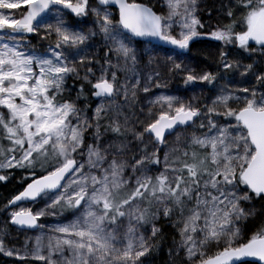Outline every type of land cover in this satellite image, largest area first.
I'll use <instances>...</instances> for the list:
<instances>
[{"label":"snow or ice","instance_id":"1","mask_svg":"<svg viewBox=\"0 0 264 264\" xmlns=\"http://www.w3.org/2000/svg\"><path fill=\"white\" fill-rule=\"evenodd\" d=\"M96 3L100 7L90 6L89 0H0V172H47L8 202L6 207L16 206L9 221L37 229L43 228L38 223L42 217L57 210L74 217L53 226L50 235L36 236L30 249L26 241L23 252L6 248L0 238V253L22 264H147L151 241L162 236L158 222L167 220L178 230L188 264H247L249 258L264 264V225L239 242L241 224L253 214L241 205L254 198L264 201V90L244 87L237 90L244 95L221 94L203 110L191 100L160 95L151 102L157 112L150 108L149 122L137 121L143 126L136 131L129 125L134 113L126 114V108L135 101L141 80L145 93L152 83L161 85L159 71L143 76V57L133 41L156 39L189 50L204 28L197 0H165L167 15L134 0ZM116 5L119 18L114 23L108 9ZM239 7L245 11V31L235 32L226 24L207 37L225 45L238 42L249 52L254 42L264 51V0H239ZM21 8L17 17L13 10ZM64 10L79 18L75 25L65 19ZM90 14L94 29L85 27ZM227 15L233 16L231 9ZM32 35L54 39L37 51L27 39ZM97 37L103 55L96 52ZM220 55L223 70L242 67L240 75L252 74L264 89V69L253 72V65ZM97 65L99 76L93 72ZM174 70L187 72L186 86L216 81L213 73L197 75L181 63H173L169 71ZM73 79L85 81L100 100L91 117L76 102L84 96L83 84L76 100L65 95ZM237 103L242 106H232ZM194 126L207 131L192 134L185 149L173 150L180 155L170 158L165 152L161 158L160 146H167L173 130ZM101 128L127 142L102 143ZM90 129L91 143L86 137ZM132 141L138 142L139 152L129 168L118 157L130 151ZM7 179L0 174V181ZM27 201H43L44 207L33 211L21 206ZM144 226L148 237L138 231ZM221 243L219 251L206 254L210 244Z\"/></svg>","mask_w":264,"mask_h":264},{"label":"rangeland","instance_id":"2","mask_svg":"<svg viewBox=\"0 0 264 264\" xmlns=\"http://www.w3.org/2000/svg\"><path fill=\"white\" fill-rule=\"evenodd\" d=\"M155 1L161 6L163 10L162 15H167L168 8L165 4V0H155ZM197 3H198V0H197ZM22 9L23 8H21L20 10H13V11L17 15V12L19 13L23 12ZM67 11L69 10H64L63 15L65 19L69 23H71L69 20ZM113 22L115 23L116 21L113 20ZM71 24L75 25L74 23H71ZM245 27H246V24H245ZM88 28H93V27L88 26ZM176 31H178V29H176ZM97 38H96V41H97L96 52L98 55H101L102 46L99 44V41L97 40ZM235 43L239 47L238 42H235ZM133 46L137 49L138 57H143L139 64V69L142 71L143 76L147 77L148 74L153 73L154 71H159L160 78L158 82L161 85V87H156L155 83H152L150 85V91L145 93L142 91V87H143V84L145 83V80L144 79L141 80V89L137 90L135 101L132 102L130 108H126V114L134 113L135 118L130 119L129 125L134 126L136 131H139L140 128L143 126L141 123H138L137 121L143 122V124H146L149 122L148 112L150 108L152 109L154 113L157 112V108L153 107L151 102L154 101L156 97L160 95H175V96H179L181 99L185 101L191 100L194 104H197L203 110L205 105L212 106V101L218 95H221V94H227L228 92H233L235 95H244L243 93H240L239 91H237L238 89H241L244 87H248L250 89L255 87L257 91L264 90V89L260 90L257 87V83L255 82V77L253 75H250V74L248 76L240 75V72L244 71L242 67L237 70H234L236 72L235 75L228 76L229 74H227L226 76L219 78L217 85H216V89L209 94L205 92L201 82H197L195 84H192L190 87L185 88L184 87V84H185L184 77L186 76L187 72L186 71H176V70L169 71V69L172 67L173 63H181L185 69H190L194 71V73L197 75L204 73V72H198L196 68L194 67V60L191 56L190 48L187 51H182L179 49H175L174 46L166 44L161 41L159 46L149 45L146 48L145 52H143L142 49L137 45L135 40L133 41ZM150 60H151V63H149ZM113 62H115L114 57H113ZM237 64L247 65L248 63L239 62ZM79 71H80V75L83 76L84 69L81 67ZM93 72L96 74V76L100 75V70H99L98 65L93 66ZM117 75L120 76L121 79H123L122 73H117ZM89 78L93 79V82H95L93 77H89ZM70 82H76V83L83 84V85H88V84L85 81L80 80V79H73V80L68 81V88H69L68 94H72L73 95L72 100H76V94L79 90L75 89L70 84ZM86 91H87V95L89 96L88 102H87L88 106L86 107V102L84 101L82 97L76 102H77V106L81 108H85L89 117H91L93 110L100 103V100L93 99L91 95V87L86 88ZM118 102H122V98H120ZM232 106L240 107L242 105L237 103V104H233ZM218 122L222 123L223 121L218 120ZM102 123H104V121H102ZM205 131H207L206 128L199 129L198 127H195V126L192 128L178 129L173 135L167 137L166 147L160 146L161 158L163 157L165 152L169 154L170 158L180 155L179 151H173V150L174 149H185L186 145L189 143V138L192 134L200 135L202 132H205ZM101 133H102V140H101L102 143L104 141H107L112 144L121 145L127 142L123 140V138H119V139L116 138L114 134L111 132H105L103 128H101ZM91 135H92V130L90 129L89 132L86 133V137L88 138L89 143L92 142ZM177 137H179V140L177 139ZM128 139L131 140V137L129 136ZM145 140H148L147 136L145 137ZM137 144L138 142L132 141V143L128 144V149H130V151L126 149L124 153L120 157H118L119 159L125 161L128 164L129 168L131 167V163H132V155L138 154L139 152V147L137 146ZM140 147H142V145ZM150 148H151V145H150ZM129 175H130V172L126 168L125 177ZM21 206L30 207L32 208L33 211H36L37 209L44 207V202L39 201V202H34L32 204H22ZM246 208L247 207H245V209ZM11 211L12 210H10L7 213V215H5L0 220V238L4 240V244L6 248H16V249L21 250L22 252L25 251L24 244L26 241H28L29 249H30L32 246V243L34 242V238L36 236H39L42 233L44 235H50L51 234L50 230L57 223H67L70 219L74 218L70 215L69 211L67 210H63L60 212L57 210L55 214L46 215L45 217L41 218L39 222L41 225H43V228H38L36 231H23L10 224L9 215ZM169 225L178 233V230L174 228L171 223H169ZM126 228H127V222H125L121 231L123 232L124 230H126ZM138 231L139 233L143 234L146 237L150 236V230L148 226L139 227ZM180 240H181V237H180ZM211 245L217 246L216 244H210L205 249V252H207L206 250L210 248ZM222 246L223 244L221 243L220 247ZM173 252L174 253L183 252L184 256L186 257L185 251L179 247V244L175 245V247L173 248ZM65 255H68V253L65 252ZM5 256L9 257L7 255ZM9 258L18 260L16 257H9ZM54 259H59V256L57 255L56 257H54ZM18 261L19 263L17 264H22L20 260Z\"/></svg>","mask_w":264,"mask_h":264},{"label":"trees","instance_id":"3","mask_svg":"<svg viewBox=\"0 0 264 264\" xmlns=\"http://www.w3.org/2000/svg\"><path fill=\"white\" fill-rule=\"evenodd\" d=\"M129 2H133V0H129ZM136 3L144 4L157 14H163V10L161 6L155 0H134ZM90 6L92 7H100L96 0H89ZM198 10L197 15L201 22L204 24V28L200 29L202 33V38L199 41H195L190 46L191 56L194 60V67L198 72H211L216 76V81L213 84L202 83V86L206 93H211L216 89V85L218 79L221 77L232 76L235 75L236 72L234 70L225 71L221 67V53L228 54V60L233 63H249L256 62V72H260V70L264 69V58L259 59L260 54L264 51H261L260 48L252 49V51H245L236 45V43L232 44H223L220 41H214L207 37V33L215 30L217 27H223L226 24H232L234 26L235 32H242L246 30L244 23L245 11L239 7V0H198ZM231 9L233 12V16L229 17L227 15V10ZM24 11V9H22ZM103 10V9H101ZM109 11L112 13L113 20L117 21L118 11L109 8ZM69 20L71 23L76 24L79 18L74 17L70 11H67ZM20 15L17 12V17ZM94 17L89 16L88 23L85 25L86 27L90 26L93 29L96 27L92 22ZM239 30V31H238ZM28 40L31 41V45L37 50H43L47 47L48 43L54 39V37H49L48 40H41L39 36H29ZM100 40V37L97 38ZM137 45L145 52L146 48L149 46L148 44L140 41H136ZM104 49L101 48V55H103ZM103 60H101L102 63ZM252 75V74H250ZM70 84L75 88H80L81 84L76 82H70ZM192 85V84H191ZM191 85L186 86L185 88L190 87ZM91 87L90 85H84V96L88 95L86 88ZM260 90L262 89L260 86L258 87ZM66 96H70L73 98L72 94H65ZM85 101V99H84ZM47 167V166H46ZM46 171H42L41 169H36L35 176L32 175L31 170L13 168L8 169L6 171L0 172V174L7 175L8 179L6 181H0V220L7 215L10 211L8 202L25 186H27L33 179L44 175ZM242 207H247L246 209H252V215L247 221L242 222L241 224V238L240 243L246 241L254 231H256L260 226L264 225V213H262V209H264V201H261L259 198H254L249 203H243ZM60 212V210H58ZM158 226L161 227L162 236L157 239L152 240L151 242L154 244L153 251L149 254L147 259V264H188L187 258L184 256L183 252H173V248L176 244H180L179 234L169 225L167 220H161L158 222ZM220 250V246L211 245L206 251L207 255H213L215 252ZM18 260H14L12 258L6 257L2 253H0V264H17ZM252 264V263H247Z\"/></svg>","mask_w":264,"mask_h":264},{"label":"water","instance_id":"4","mask_svg":"<svg viewBox=\"0 0 264 264\" xmlns=\"http://www.w3.org/2000/svg\"><path fill=\"white\" fill-rule=\"evenodd\" d=\"M144 5V4H143ZM146 6V5H145ZM111 8H114V9H116V10H118V12H119V8H118V5H116V6H113V7H111ZM137 41H141V42H145V43H148V44H151V45H158L159 44V40H156V39H151V42H149L147 39H144V38H137L136 39ZM250 45H252V46H258V45H254V42H250ZM93 97V99H95V100H99V99H97V98H95L94 96H92ZM180 128H182V127H178V129H180ZM178 129H176V130H173V134L178 130ZM172 134V135H173ZM171 136V135H170ZM167 137H169V136H167ZM47 174V173H46ZM46 174H44V175H46ZM38 178H40V177H38ZM38 178H36V179H38ZM31 183V182H30ZM27 186H25L20 192H22L25 188H26ZM20 192H18L16 195H18ZM15 195V196H16ZM32 203H34V202H31V201H27V202H22V204H32ZM21 204V205H22ZM14 208H16V206H12L10 209H14ZM38 223H39V221H38ZM40 224V223H39ZM12 226H14V227H16V228H18V229H20V230H23V231H36L37 229H27V228H21V227H19V226H16V225H12ZM247 263H252V264H261V262H259V261H257V260H255L254 258H249V260L247 261Z\"/></svg>","mask_w":264,"mask_h":264},{"label":"flooded vegetation","instance_id":"5","mask_svg":"<svg viewBox=\"0 0 264 264\" xmlns=\"http://www.w3.org/2000/svg\"><path fill=\"white\" fill-rule=\"evenodd\" d=\"M255 48H259V46H253V49H255ZM261 58H264V52L262 54H260L259 59H261ZM249 64L253 65V72H256L255 71L256 70V62H249L247 65H249ZM257 86H258V84H257ZM252 211H253V208H252Z\"/></svg>","mask_w":264,"mask_h":264}]
</instances>
